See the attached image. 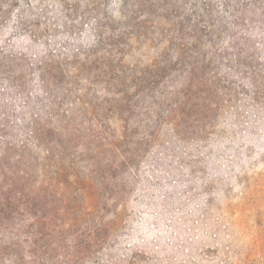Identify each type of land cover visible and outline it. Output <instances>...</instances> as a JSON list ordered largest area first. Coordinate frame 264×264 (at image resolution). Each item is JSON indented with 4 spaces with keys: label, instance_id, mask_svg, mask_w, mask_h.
<instances>
[{
    "label": "rangeland",
    "instance_id": "1",
    "mask_svg": "<svg viewBox=\"0 0 264 264\" xmlns=\"http://www.w3.org/2000/svg\"><path fill=\"white\" fill-rule=\"evenodd\" d=\"M92 1L0 0V264L79 205L108 237L81 264H264L259 23L193 51L189 0Z\"/></svg>",
    "mask_w": 264,
    "mask_h": 264
},
{
    "label": "trees",
    "instance_id": "2",
    "mask_svg": "<svg viewBox=\"0 0 264 264\" xmlns=\"http://www.w3.org/2000/svg\"><path fill=\"white\" fill-rule=\"evenodd\" d=\"M119 1L123 8L128 5L136 6L137 12H145V14L156 13V9H162L165 12L158 15L162 18H165L166 13L169 12L168 7L166 8L168 2L166 0L163 4L157 0H150L147 4L143 0ZM175 4L172 5L175 6ZM91 5L95 6L96 1H92ZM172 10H174L172 15L178 21L177 24L180 25V29L184 27L187 37L184 42L179 44L180 49L189 50L188 47L190 46V49L195 51L194 48L197 45L203 46V42L200 40L201 35L206 38H212L216 34L221 35L223 33L239 32L240 35L242 32H247L244 31L243 27L248 22H258L264 35V0H189L188 7L184 12L181 13L175 8ZM131 12L133 9H126L125 12L121 11V14L126 16L127 13ZM211 43L212 39H208L206 45ZM206 45L204 44V47ZM214 47L213 45L212 48ZM207 56V52L204 51L202 58L197 63L204 64L207 61ZM195 69L193 67L191 70V81L195 75ZM42 83H45L44 79H42ZM35 116L33 114L31 117L30 132L32 137L38 140L39 132L36 124L39 121L34 118ZM68 214V217L63 219L62 231H56L48 223L44 232H41L43 242L38 243L32 240L25 250L19 242L9 237V252L16 259L23 260L24 256H28L30 260L25 262L26 264H81L85 258H96V255L106 248L108 237L105 225L99 221L97 224H90V214L80 205L74 207L72 213L68 212ZM71 222L79 223L82 228L66 233L74 225ZM57 237H60V240H57ZM108 264L116 263L109 261Z\"/></svg>",
    "mask_w": 264,
    "mask_h": 264
}]
</instances>
